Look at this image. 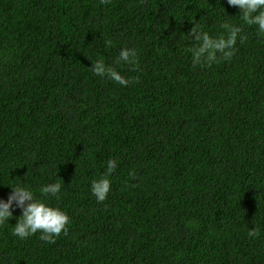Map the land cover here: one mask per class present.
Listing matches in <instances>:
<instances>
[{
  "label": "trees",
  "instance_id": "16d2710c",
  "mask_svg": "<svg viewBox=\"0 0 264 264\" xmlns=\"http://www.w3.org/2000/svg\"><path fill=\"white\" fill-rule=\"evenodd\" d=\"M239 14L227 0H0V198L60 182L45 199L71 219L52 242L21 240L16 208L0 264H264V34ZM225 20L246 40L193 66L185 34ZM123 48L135 66L116 64Z\"/></svg>",
  "mask_w": 264,
  "mask_h": 264
},
{
  "label": "clouds",
  "instance_id": "9594fccd",
  "mask_svg": "<svg viewBox=\"0 0 264 264\" xmlns=\"http://www.w3.org/2000/svg\"><path fill=\"white\" fill-rule=\"evenodd\" d=\"M228 5L237 7L244 24L255 25L259 34H264V0H227ZM223 32L219 36H212L195 23L187 34L188 39L194 41L193 46L186 49L191 54L193 66L206 65L211 67L220 61H229L237 52V43H243V27L234 25L227 20L221 23ZM138 62V53L135 48H123L119 52L116 64L135 66ZM91 71L102 77H107L122 86H128L130 79L125 78L117 68L110 66L103 60L92 63ZM118 167L115 159H109L105 171L99 178L92 180L91 193L98 202H103L111 190V175ZM60 182L45 184L40 191L43 197L37 198L32 186L21 182L10 186L7 199L0 198V226L9 224L16 208L21 210V215L16 217L12 234L21 240L26 239L38 231L40 239L46 242L54 241L62 232L67 234L71 219L66 211L58 206H53L45 198L54 196L59 199L62 190ZM249 235H255L250 231Z\"/></svg>",
  "mask_w": 264,
  "mask_h": 264
}]
</instances>
